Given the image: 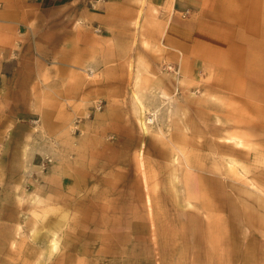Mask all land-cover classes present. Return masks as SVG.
Here are the masks:
<instances>
[{"label": "rangeland", "instance_id": "1", "mask_svg": "<svg viewBox=\"0 0 264 264\" xmlns=\"http://www.w3.org/2000/svg\"><path fill=\"white\" fill-rule=\"evenodd\" d=\"M154 7L0 0V264H264V0H203L184 47ZM84 34L105 86L74 109L52 52Z\"/></svg>", "mask_w": 264, "mask_h": 264}, {"label": "crops", "instance_id": "2", "mask_svg": "<svg viewBox=\"0 0 264 264\" xmlns=\"http://www.w3.org/2000/svg\"><path fill=\"white\" fill-rule=\"evenodd\" d=\"M158 0H153V4L156 5V7H154V9L157 10L158 14L164 15L166 17V24L164 27V31H163V37L162 40H160L164 45V47H167V43L170 44L171 47H184V45H177V39L175 36V33L177 32L176 27H183L185 28V32L182 34L180 33L181 39H187V32H192V25L198 24L199 18L204 14V9H203V0H170V9H167V0H162V3L156 2ZM184 12H189L190 16L187 17V19H190L191 23H187V21H183L181 19V13ZM0 14H7V12L4 10H0ZM242 14V13H240ZM167 17L169 18V26L170 27H174V30L171 31L173 37H175L176 40H171L169 38L170 41H167V32L169 30V26L167 24ZM15 18V20H14ZM21 18L20 13H13L11 14V19H9V21H5L3 23H8L10 24V28H12V32L10 33V43L7 45H0V65L1 64H6L7 62L10 61V59H12L11 57V52H12V47H14L12 40H16L18 39L17 33L18 30H21V26L22 25V21L19 20ZM239 19V24L245 29V31H249L250 32H262L260 24L255 23V19L248 15V13H243ZM190 25V29L188 28V26ZM25 30H23V32L21 33L23 36L22 39V48L24 50H27L29 48V45L27 44L26 41H28V38H26V31L24 33ZM21 36V35H20ZM103 37H106L103 35ZM251 38L250 34H247V38ZM94 39L92 41L97 42V43H104L105 39H103L102 37H100L101 41H97V37L92 36L91 34H84L77 43H75L76 41H71L70 37H69V47L67 49V51H65L64 49L61 48H57L56 50L53 49V55H55L58 58L57 62H54V66H53V71L57 70V71H61V72H67L68 73V78L65 77H60L61 73L59 72V75H53V79H52V87H56L59 88V90H67L68 93V101H70V103H72V107L74 109H76V107H79L80 103L82 102L81 97H84L86 95H97L100 94L104 88V83L101 82V80H97L94 79L93 81H91L90 76H87L85 74V67H82L79 65V62H83L86 59V53L87 51H89V43L91 42V39ZM257 38V37H256ZM183 42V40L181 41ZM101 47V45H100ZM78 49L79 51H83V54H79L77 55L76 52ZM55 52V53H54ZM61 59V61H60ZM57 63V65H56ZM64 63V64H63ZM62 64V66H60ZM102 61L101 58H98V60L96 62H90L89 64H87V66H92V68H95L97 71L102 72L104 70V67L102 65ZM84 69V70H83ZM75 70V71H72ZM75 72V78L73 79L71 77V74ZM20 74V67L17 68L16 74L14 75L13 78H15V82H18L21 79ZM55 76H57V79L55 78ZM8 88V87H7ZM22 94L27 95L28 92H19ZM122 94V91L121 93ZM73 109V110H74Z\"/></svg>", "mask_w": 264, "mask_h": 264}, {"label": "bare ground", "instance_id": "3", "mask_svg": "<svg viewBox=\"0 0 264 264\" xmlns=\"http://www.w3.org/2000/svg\"><path fill=\"white\" fill-rule=\"evenodd\" d=\"M143 113H145V110L143 109V107H142V105L140 106V115H139V119H140V123H141V125H142V128H143V130L144 131H148L149 130V128H148V125H147V122H146V120L144 119V115H143ZM231 138H233V137H230V139ZM141 149H140V155H141ZM143 152V151H142ZM142 157V156H141ZM144 161V160H143ZM230 164H231V161L229 162ZM146 174V173H145ZM144 175V174H143ZM146 184V183H145ZM145 186H147V185H145ZM146 188V187H145ZM219 188V186L217 187V190H218V194H217V196H219V193H220V191H221V189H218ZM146 198V197H145ZM218 201H220V199H219V197H217L216 198ZM150 205V204H149ZM147 206V205H146Z\"/></svg>", "mask_w": 264, "mask_h": 264}, {"label": "built area", "instance_id": "4", "mask_svg": "<svg viewBox=\"0 0 264 264\" xmlns=\"http://www.w3.org/2000/svg\"><path fill=\"white\" fill-rule=\"evenodd\" d=\"M153 121H151L150 123H152Z\"/></svg>", "mask_w": 264, "mask_h": 264}]
</instances>
